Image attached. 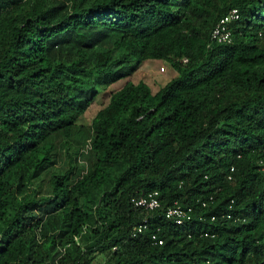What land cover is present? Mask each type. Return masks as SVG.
<instances>
[{"label": "trees", "instance_id": "1", "mask_svg": "<svg viewBox=\"0 0 264 264\" xmlns=\"http://www.w3.org/2000/svg\"><path fill=\"white\" fill-rule=\"evenodd\" d=\"M146 60L155 92L130 79ZM118 80L91 169L41 193L52 136ZM0 264H264V0H0Z\"/></svg>", "mask_w": 264, "mask_h": 264}, {"label": "rangeland", "instance_id": "2", "mask_svg": "<svg viewBox=\"0 0 264 264\" xmlns=\"http://www.w3.org/2000/svg\"><path fill=\"white\" fill-rule=\"evenodd\" d=\"M161 68H163L162 71ZM168 75L166 65L162 61L146 60L130 76V79L134 82L137 80L146 82L151 91L155 92L162 80L166 79ZM123 82L124 80L114 82L104 93L93 100V103L86 109L81 119L73 127L69 139H65L62 133L52 136L51 142L54 144L55 149L54 163L41 176V193L47 192L49 187L47 181L50 176L49 171L63 173L71 169L68 182L73 183L78 177L83 176L91 169V165L96 160L95 152L90 147L92 140L91 118L99 108L108 102L110 93L119 89ZM27 192L28 190L26 189L25 193ZM100 261L101 255H98L94 263Z\"/></svg>", "mask_w": 264, "mask_h": 264}, {"label": "built area", "instance_id": "3", "mask_svg": "<svg viewBox=\"0 0 264 264\" xmlns=\"http://www.w3.org/2000/svg\"><path fill=\"white\" fill-rule=\"evenodd\" d=\"M239 11L237 8L229 9L224 15L220 16L213 25L210 32V39L217 43H229L232 40V33L229 27L230 23L238 20ZM164 68V67H163ZM161 68V71L163 70ZM134 205L147 210H152L159 205L157 198V191L148 192L146 194L138 196L134 199ZM191 209H183L180 205H173L166 209V217L173 220L176 224H181L186 219L190 218ZM144 226V225H142ZM141 227V226H139ZM154 238V236H152ZM158 244L162 243V239L156 240Z\"/></svg>", "mask_w": 264, "mask_h": 264}, {"label": "clouds", "instance_id": "4", "mask_svg": "<svg viewBox=\"0 0 264 264\" xmlns=\"http://www.w3.org/2000/svg\"><path fill=\"white\" fill-rule=\"evenodd\" d=\"M239 11V10H238ZM224 15V14H223ZM240 17V16H239ZM239 19V18H238ZM215 24V23H214ZM231 24V23H230ZM229 27H230V25H229ZM232 33V32H231Z\"/></svg>", "mask_w": 264, "mask_h": 264}]
</instances>
